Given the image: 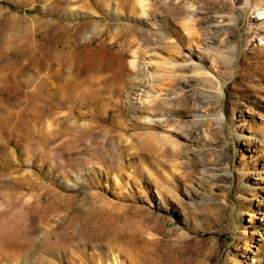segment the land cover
<instances>
[{
    "label": "rangeland",
    "instance_id": "rangeland-1",
    "mask_svg": "<svg viewBox=\"0 0 264 264\" xmlns=\"http://www.w3.org/2000/svg\"><path fill=\"white\" fill-rule=\"evenodd\" d=\"M158 1L0 0L1 263L264 264V0Z\"/></svg>",
    "mask_w": 264,
    "mask_h": 264
},
{
    "label": "bare ground",
    "instance_id": "bare-ground-1",
    "mask_svg": "<svg viewBox=\"0 0 264 264\" xmlns=\"http://www.w3.org/2000/svg\"><path fill=\"white\" fill-rule=\"evenodd\" d=\"M144 1V0H143ZM176 2V3H181L183 0H159L158 2H160L161 3V5H162V7L164 8V9H166V10H169L170 8H171V5H173L172 3L173 2ZM253 1H255V0H253ZM145 4V3H144ZM187 4V3H186ZM161 7V8H162ZM186 6H184L183 8H185ZM160 8V9H161ZM163 9V10H164ZM175 9V8H174ZM262 10H264L263 8H262ZM167 12H169V11H167ZM160 13H162V12H160ZM6 14V12L4 11V10H2V9H0V38H1V35H2V31H3V28H4V25L6 24V19L5 20H3L4 18V15ZM145 14V13H144ZM165 14V13H164ZM167 14V13H166ZM145 16V15H144ZM262 16V18H263V16H264V14H262L261 15ZM13 18V17H12ZM8 19L9 20V22L10 23H12L13 25H16V22L14 23V21L15 20H13V19ZM182 24H183V22H182ZM184 25H185V23H184ZM186 29V28H185ZM22 30V29H21ZM188 30V29H187ZM187 33V32H186ZM189 35V34H188ZM167 37V36H166ZM205 44H206V42H205ZM204 43H202V42H192V44H190V48L192 49V46H193V49H195V51L196 52H198L199 54H204V52H205V50H206V46H204L205 45ZM208 44H209V42H208ZM208 46V45H207ZM189 48V49H190ZM0 50H1V47H0ZM15 50V49H14ZM54 50V49H53ZM151 50V49H150ZM149 50V51H150ZM50 51H52V50H50ZM157 51V50H156ZM191 51V50H190ZM9 52V51H8ZM54 52V51H53ZM210 52V51H209ZM6 53V52H5ZM55 53H56V51H55ZM149 53V52H148ZM221 53V52H220ZM154 54V50L152 49L151 51H150V56L152 57V56H154L153 55ZM219 54V53H218ZM218 54H213V55H210L209 57H208V61H209V59L210 58H212V56L214 57V56H217V57H222V55L223 54H220V55H218ZM9 55V56H8ZM7 55V57L9 58H7L6 57V59H8L9 60V63L7 64V68H3L2 70H4V71H7V73H8V71H10V70H14V68L13 67H15L16 66V62L17 61H15L13 58H11L10 57V54H8ZM139 55V54H138ZM137 55V56H138ZM157 55V54H156ZM205 55H206V52H205ZM209 55V54H208ZM149 56V57H150ZM57 58L61 61L62 60V55H60L59 53H57ZM74 58V57H73ZM137 57H135V59H136ZM159 58V57H158ZM216 58V57H215ZM225 58V57H224ZM16 59V58H15ZM138 59V58H137ZM140 59V58H139ZM134 61V60H133ZM139 61V60H138ZM137 61V62H138ZM150 61V60H149ZM132 62V61H131ZM137 62H136V67H137ZM184 62L185 63H187V65H185L186 67L187 66H194V68H196L197 70L198 69H200V70H203L204 69V64H205V62H206V60L204 61L203 59H202V61L201 62H196L195 60H193L192 58H189V57H187V56H184ZM112 63H113V65H115V66H121V60H120V57L119 56H117V55H114V57L112 58ZM158 63V62H157ZM169 63V62H168ZM189 63V64H188ZM131 64H135V63H131ZM171 64V63H170ZM183 64V63H182ZM141 65V64H140ZM151 65V62H146L145 64H144V69H147L148 68V66H150ZM154 65V63H152V65L151 66H153ZM158 65V64H157ZM164 65V64H163ZM48 66V65H47ZM150 66V67H151ZM155 66V65H154ZM159 66V65H158ZM170 66V65H169ZM179 66V65H178ZM5 67V66H4ZM49 67H50V71L51 72H49V73H51V74H47L49 77L47 78V79H44V81H42L41 82V84L40 85H42V87H44L45 89H46V86H48V87H53L54 88V86H56L55 84L57 83V80H61V76L60 75H58V72L60 71V69H59V71L55 74L54 72L55 71H53V70H55V67H56V65H49ZM135 67V66H134ZM156 67V66H155ZM159 68V67H158ZM157 68V69H158ZM164 69V68H163ZM62 70V69H61ZM141 70V69H140ZM148 70V69H147ZM166 70V69H165ZM170 70V69H169ZM160 71V70H159ZM164 71V70H163ZM62 72V71H61ZM60 72V74H62ZM143 72V71H142ZM207 72V71H206ZM204 73V72H203ZM47 75H45V77L44 78H46L47 77ZM145 75V74H144ZM60 76V77H59ZM157 77V76H156ZM59 80V81H60ZM58 81V82H59ZM64 81V80H63ZM142 82H143V80H141ZM155 81H156V79H155ZM9 83V81L8 80H0V83ZM62 82V81H61ZM145 82V81H144ZM184 82V81H183ZM159 83V82H158ZM59 84V83H58ZM57 84V86H59ZM61 84V83H60ZM157 84V83H156ZM149 85V84H148ZM8 86H10V85H8ZM6 87H7V85H6ZM48 87H47V89H48ZM61 87V86H60ZM60 87H56L59 91L62 89H60ZM63 87V86H62ZM90 87H92V86H90ZM52 88V89H53ZM154 88V87H153ZM155 90V89H154ZM169 90V89H168ZM156 93V92H155ZM147 95V94H146ZM169 95V94H168ZM148 96V95H147ZM155 96H157V95H155ZM154 95L152 96V97H155ZM167 96V95H166ZM158 97V96H157ZM164 97V96H163ZM160 99V98H159ZM163 99V98H162ZM162 99H160L159 101L161 102V100ZM167 99V98H166ZM144 100V99H143ZM146 100L147 101H143V104H145V102H146V104H153V103H155V98L153 99V98H151V96H148L147 98H146ZM164 102V101H163ZM159 103V102H158ZM157 103V104H158ZM141 104H142V102H141ZM142 104V105H143ZM62 106V105H61ZM137 106V105H136ZM47 107V106H46ZM134 108V107H133ZM47 109H49L48 107H47ZM132 109V108H131ZM130 109V110H131ZM135 109V108H134ZM50 111H51V109H50ZM53 111V110H52ZM134 111V110H133ZM135 111H136V109H135ZM136 113V112H135ZM45 114V113H44ZM50 114V113H49ZM34 115V114H33ZM43 115V114H42ZM41 115V116H42ZM91 115V114H90ZM84 117V116H87V114L85 113V114H79L78 115V118H80V117ZM88 116H89V114H88ZM7 115H4V117H3V119H7ZM148 119V118H147ZM159 119V118H158ZM161 120L163 119V118H160ZM150 120V119H149ZM148 120V121H149ZM153 120H154V118H153ZM157 120V119H156ZM166 120V119H165ZM151 121V120H150ZM154 122V121H153ZM160 122V121H159ZM11 139H13L12 137H11ZM17 140V139H16ZM4 143H5V141H4ZM6 144H7V146H9L10 145V141H7L6 142ZM9 155V154H8ZM7 157V156H6ZM6 157H1L0 158V163L1 164H3V165H8V162H9V160L6 158ZM10 159V158H9ZM9 166V165H8ZM6 168V167H5ZM16 176V175H15ZM25 178V177H24ZM26 179V178H25ZM56 194V193H55ZM35 196V195H34ZM28 204V203H27ZM4 207H5V205H4V203L1 201V199H0V212H2V210H4ZM2 218V215L0 214V229H6V224H5V221H6V219H1ZM112 218V217H111ZM16 223V222H15ZM11 225H12V222H11ZM10 226V225H9ZM0 264H3V263H1L0 262ZM114 264H126L125 263V261H122L119 257H117L116 259H115V263Z\"/></svg>",
    "mask_w": 264,
    "mask_h": 264
}]
</instances>
